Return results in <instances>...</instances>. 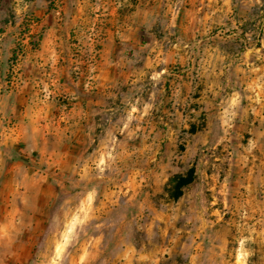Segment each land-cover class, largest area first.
<instances>
[{
  "label": "rangeland",
  "instance_id": "obj_1",
  "mask_svg": "<svg viewBox=\"0 0 264 264\" xmlns=\"http://www.w3.org/2000/svg\"><path fill=\"white\" fill-rule=\"evenodd\" d=\"M135 4L0 0V96L32 91L27 113L0 109L7 127L0 139L16 135L27 120L31 140L3 151L17 166L14 177H4L7 166L0 176V188L8 185L0 206L10 209L9 223L0 214V264H264V0L243 22L196 36L189 52L194 67L177 63L160 70L171 78L191 71L182 91L192 97L168 99L181 89L160 80L154 101L165 112L125 113V106L142 101L123 98L107 116L111 128L94 131L92 141L72 125L76 65L99 58L111 9L126 13ZM159 36L166 44L180 42L174 34ZM207 43H219L226 57L213 67L219 76L209 85L199 65ZM93 80L85 86L92 89ZM126 86L123 92L132 97L154 85ZM172 105L177 114L168 112ZM217 121L225 129L206 128ZM238 132L241 146L233 148L248 154L242 161L249 156L255 162L256 179L247 202L234 208L207 183L205 170H226L230 159H222L228 151L219 137ZM192 167L195 180L170 198V179Z\"/></svg>",
  "mask_w": 264,
  "mask_h": 264
},
{
  "label": "crops",
  "instance_id": "obj_2",
  "mask_svg": "<svg viewBox=\"0 0 264 264\" xmlns=\"http://www.w3.org/2000/svg\"><path fill=\"white\" fill-rule=\"evenodd\" d=\"M256 1L136 0L135 6L126 13H118L112 8L109 12L110 26L107 31L109 35L101 46L99 58L95 64H89L87 60H81L76 65L78 70L73 79L74 88L72 89L76 94V98H78L73 111L76 115L72 123L76 127L75 130L88 132L90 140L95 141L92 133L100 128H111L113 118L107 116L118 110L119 107L115 103L122 101L123 98L128 99V101L129 98L132 99L131 101H142V104L138 106L134 104L131 107L125 106V113L153 115L158 112H165L160 110V105L154 101L155 98L161 96L156 91V84L160 80H164L163 82L169 80L170 83L176 82L175 87L179 86L181 89V91L171 93L168 99L175 102L178 98L187 99L188 96L192 97L189 93L182 91L183 88H188L191 82L189 78L191 71L183 74L173 73V78H171L168 76L163 77L160 70L164 67H172L177 63L194 67L196 58L189 52L195 45V37L208 34L214 27L228 24L233 27L235 23H241L250 18V9ZM78 15H80L79 17L83 16L81 12ZM160 33L174 34L180 39V42L166 44L164 40H160ZM203 51L199 63L202 67L200 74L205 77L202 78L204 83L209 85V83L213 84L214 82L212 78L216 76L217 79L219 76V73L213 67L222 66L226 58L225 51L219 43H207ZM65 72L63 70V73ZM214 74L216 75L213 76ZM168 75H171V73ZM89 77L94 78L92 89L85 86ZM136 82L143 84L149 82L154 86L146 91L139 88L132 97L123 92L122 86L136 85ZM130 86L126 87L130 89ZM142 86L141 84L140 87ZM63 89L65 90L66 87L64 86ZM131 90H134V86ZM7 96L11 98L8 99L6 95L0 96L1 111L5 110L6 105L10 106L11 111L23 108L27 113L28 110L32 109L30 105L32 91L30 89L23 88ZM4 98L8 99L7 104ZM178 110V106L172 105L168 112L177 114ZM29 122L21 120L19 122L20 133L18 132L16 135L8 133L0 139V176L4 167L7 166L4 177L7 179L14 177L17 164H12V162L14 163L13 159L10 160L7 157L4 159L3 151L6 148H18V145H21L20 143L27 146L31 142L30 133L27 132ZM214 126L225 129L219 121L215 123L208 122L206 128L212 129ZM5 128L7 127L4 125L2 127L0 123V129L4 131ZM239 135L238 132L232 135L224 134V136L219 137V144L227 147L224 149L228 151L222 159H230L226 170L223 173L216 172V174L205 170L207 183H214V186L222 194V201L226 204L229 203V207L233 206L234 208L237 207L236 204L240 205L247 202L246 190L248 186L253 185L254 179H256L255 162H251L248 159L249 156L243 158L246 161H242V156L248 154H239L233 148L241 146ZM260 139L259 137L255 140ZM210 178H214V182H211ZM262 178L264 185V174ZM7 190L8 185L4 189L0 188V193L6 194ZM9 210L7 203L1 204L0 214L3 213L1 218L5 224L10 221Z\"/></svg>",
  "mask_w": 264,
  "mask_h": 264
},
{
  "label": "trees",
  "instance_id": "obj_3",
  "mask_svg": "<svg viewBox=\"0 0 264 264\" xmlns=\"http://www.w3.org/2000/svg\"><path fill=\"white\" fill-rule=\"evenodd\" d=\"M195 178L194 167L190 168L185 174H176L173 176L167 186L170 198H178L183 192L182 188L192 183Z\"/></svg>",
  "mask_w": 264,
  "mask_h": 264
}]
</instances>
